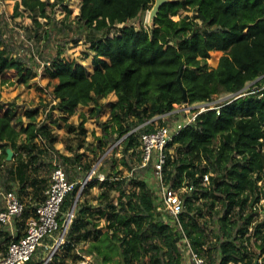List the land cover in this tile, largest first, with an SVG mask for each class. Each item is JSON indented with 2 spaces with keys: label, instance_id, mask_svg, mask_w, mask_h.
<instances>
[{
  "label": "trees",
  "instance_id": "trees-1",
  "mask_svg": "<svg viewBox=\"0 0 264 264\" xmlns=\"http://www.w3.org/2000/svg\"><path fill=\"white\" fill-rule=\"evenodd\" d=\"M153 3L80 0L76 23L90 43L92 70L61 57L62 47L46 60L45 70L54 80L51 108L66 113L64 120L79 105L93 106L95 113L102 108L100 99L116 95L108 101L109 118L99 123L100 134L86 146L91 158L78 151L86 136L82 114L77 145L65 155L54 146L48 115L37 121L26 110L24 124L14 109L0 106V186L16 190L24 203L12 231L0 222V257L25 235V221L44 200L57 161L79 166L85 179L101 158L95 173L104 178L91 176L81 188L59 247L73 261L83 258L76 252L78 244L91 238L86 248L95 254L91 264H183L179 244L186 239L204 264H262L264 218L257 221L255 206L264 197V84L255 80L264 76V0H170L159 7L152 24L137 28L129 23ZM19 5L38 25L37 16L51 22L48 10L57 5L66 17L71 13L66 0H18L16 14ZM183 10L192 13L179 15ZM212 51L220 54L217 61ZM36 72L24 57L11 54L0 32V84H27ZM251 81L253 88L244 91ZM222 92L234 95L198 112L167 146L164 184L182 200L176 220L159 208L161 201L135 172L151 166H140V136L168 124L176 104L208 102ZM7 147L13 151L11 159H6ZM66 149L72 147L66 144ZM116 152L122 153L118 162L129 175L116 167ZM66 177L72 181L68 170ZM95 186L100 191L93 203L87 196ZM79 188L76 183L62 201L61 230ZM101 217L105 222L100 226L93 218ZM53 241L37 247L25 264H42Z\"/></svg>",
  "mask_w": 264,
  "mask_h": 264
},
{
  "label": "rangeland",
  "instance_id": "rangeland-1",
  "mask_svg": "<svg viewBox=\"0 0 264 264\" xmlns=\"http://www.w3.org/2000/svg\"><path fill=\"white\" fill-rule=\"evenodd\" d=\"M16 1L18 0H0V32L4 40L8 43V47L11 50V54L21 55L22 57H24V59L29 64L34 66L37 72L36 75L31 78L27 84L18 83L16 81L11 82L9 84L6 83L4 86H1L0 84V106L4 108L9 107L14 109L17 115H20L22 119H26L24 114L26 110L34 112L36 114V120L39 121L45 119L46 115H51L56 109L51 108L52 105L56 102L54 99L51 98L49 92L54 80L51 79L50 75L45 70L46 60L53 57L56 54L57 49L59 47H62L63 51L61 52V57L68 60H77L80 64L86 66L87 69L91 71L92 51L89 48V41L85 38V31L82 28L78 27L76 23L77 14L79 12L78 6L80 0H66L68 7L71 9V13L67 17L66 12L61 8L60 5L55 6L53 12L48 10L52 19L50 23H47L44 17L37 16V20L40 23L39 25L34 21L33 15L31 16L27 10L23 9L22 5H19V14H16ZM148 13L149 10L144 11L138 18L130 20L129 23L133 24L137 28L140 25L146 27L148 25ZM191 13L192 11L183 10L179 13V15L183 16L185 14ZM46 29L49 32L47 35L44 36L43 32ZM219 55L220 54H218L217 52L212 51V60L217 61ZM260 78L261 77L257 78L255 81H258L262 85L264 84V76L261 80H259ZM255 81L248 82L243 88V90L247 91L249 89H252L253 83ZM233 95L234 94L232 93L223 92L215 94L210 101L201 102V105L200 103H197L199 104V106L190 109L189 112L184 111V114H189L200 106L205 107L208 105L221 103L229 99ZM101 104L102 112L104 110L109 109L108 101L101 102ZM84 107L86 106L79 105L76 109ZM87 107L90 110H92L93 108V106ZM174 107L177 110L180 108V105L176 104ZM165 116L167 115H164L163 117ZM178 118L183 117H181L180 114H174L168 120V122L172 123L173 120ZM97 124L99 126V122ZM156 125H158V123H156ZM76 131V127L72 131L67 130L66 132L68 133V135H66V133L63 134L64 141L66 143H73L77 145V136L71 137L70 135L72 133L76 134ZM111 146L113 147V144ZM111 146L106 152L107 155L111 152ZM89 152L90 154H92L91 151ZM90 154H88V156H90ZM120 156V152H116L114 154V158L118 159V161ZM100 159L101 158L97 159L93 164L95 170H97L100 165ZM134 161L135 160H133V162ZM58 162L60 163V161H57V163ZM134 164L136 163L134 162ZM119 170L121 173H124V169L119 168ZM135 172L147 182L150 189H152L158 197L159 186L155 174L152 170V167L150 166L144 173H141L139 169H136ZM95 175L98 176L97 173L92 174V176ZM99 191L100 188L98 186L93 187L90 190V194L87 196L88 201L95 203L96 195L99 193ZM114 201H116V199H114ZM255 207L257 221L262 220L264 218V197H261L259 199ZM93 221L97 222L100 226L104 225L105 222L103 217L98 220L96 218H93ZM9 229H11V231L13 230L12 228ZM61 233V229L57 230L52 237H45L41 245L38 246L39 249H41V247H44L43 244H45V241H48V239L54 240L52 248H48L47 251L43 253V259H45L49 255V253L52 252L51 258L48 259L46 264L50 263L52 257H55V262L51 261L52 264H74L78 262L73 261L70 256L67 257V255L62 251V249L59 248L61 247L62 242L58 246H55V242ZM90 239L91 238H88L86 241L80 242L76 248V252L79 253V251H82V249L88 247L90 244ZM94 255L95 254H93V256L89 260L90 264L94 263ZM258 261L264 264V254L258 259Z\"/></svg>",
  "mask_w": 264,
  "mask_h": 264
},
{
  "label": "built area",
  "instance_id": "built-area-1",
  "mask_svg": "<svg viewBox=\"0 0 264 264\" xmlns=\"http://www.w3.org/2000/svg\"><path fill=\"white\" fill-rule=\"evenodd\" d=\"M196 104L197 103L187 104L184 102L180 105L179 109H174L172 111L173 114H180L183 118H178L172 123L156 126L153 131L142 133L140 136V148L142 149L140 166H144L148 162H151V167L159 186L158 199L161 201L159 208L173 215L176 220H178L177 216L182 210V200L175 189L164 184L163 166L167 158L166 150L168 144L173 141L174 137L183 127L195 119L198 112L206 109V106H200L193 112L184 114V111L189 112L190 109L199 106V104ZM92 174H95V168L90 170L88 178L79 182V190H81ZM98 176L100 179L104 178L102 174H98ZM203 179L207 181V175H204ZM75 185V181L67 179L63 165L56 162L51 172L50 184L44 191V200L37 204L35 213L29 216L25 221V235L20 240L12 241L8 245L6 253L0 259V264H25L33 256L36 248L41 245L43 239L45 237H52L53 234L60 229L58 215L61 211L62 201L66 193ZM0 197L2 200L0 222L12 228L15 218L19 217L24 209V203L18 192L14 189L4 190L0 186ZM67 215L68 213L65 218V229H67L73 214L69 220H67ZM63 240L64 235L60 238L59 244L63 242ZM184 240L188 247L191 248L187 240ZM190 252L192 264H204V258L202 256L198 255L192 249ZM74 264H86V262L78 261Z\"/></svg>",
  "mask_w": 264,
  "mask_h": 264
},
{
  "label": "crops",
  "instance_id": "crops-1",
  "mask_svg": "<svg viewBox=\"0 0 264 264\" xmlns=\"http://www.w3.org/2000/svg\"><path fill=\"white\" fill-rule=\"evenodd\" d=\"M4 85L5 84H1V86H4ZM115 100H116V95H115V93L111 92L106 97L100 99V102L115 101ZM56 109H58V108H56ZM56 109L54 110V112L51 115L48 114V117L46 118V122L48 123L49 127H51L52 131L56 134V141L54 142L55 148L58 149L59 152H61L62 154H65V155L72 154V152L74 151L73 148H75L76 145L73 143H66L63 139V137H64L63 134L66 133V135H68V133L66 132L68 130L67 126H66L67 123H72L76 127L79 120L81 119L79 116H80V114H82L85 117L83 125L86 128V136L84 137L85 142L83 143L84 144L83 147H81L78 151L84 152L87 155V157L90 158L92 156V154H90V152H89L90 150L87 149L86 146L91 147L90 143L94 139V135L100 134L101 129L97 123L106 121L109 118L110 110L107 109V110H104L102 112V110H101L102 108H98L96 110V112L93 113V111L88 109V107L86 106L84 108L75 109V112L73 114H71L67 120H64L62 117L66 116V113H64L63 111H61L59 109H58L59 111ZM16 115H17V113H16ZM23 120H24V124H26V122H27L26 119H23ZM77 129L78 128H76V130ZM90 130H91V132H90ZM70 135H71V137L77 136V133L76 134L72 133ZM66 144L69 145L70 147H72V149L71 150L66 149ZM88 154H90V156H88ZM62 164H63V167L65 169V172H67V170H68L69 176H71V177L73 176L72 181L79 183L80 181L83 180V178L81 176L82 171H81V168L79 166H75L72 164H66L63 162H62ZM116 167L118 169L119 168L124 169L123 174H125V175H129L131 173V171H129L126 166H123L122 164H120V162H118V159H117ZM92 168H94V165L92 166ZM89 173H90V171L86 174V177H87V175H89ZM97 174H102L104 177V174L101 172H98ZM89 243H87V244H89ZM44 245L47 247L46 244H43V246ZM52 246H53V243L50 246H48V248H52ZM179 247L181 248L182 253H183L182 263L183 264H188V263L191 264L192 263L191 252H190L191 248L188 247V245L186 244L185 241H184V243H180ZM86 248L87 247L82 249V251H79V254H81L83 256V258L79 260L80 262L85 261L86 263H88L90 258L94 254V252H88V250ZM2 257H3V255L0 257V259ZM43 262H44V259H43Z\"/></svg>",
  "mask_w": 264,
  "mask_h": 264
},
{
  "label": "water",
  "instance_id": "water-1",
  "mask_svg": "<svg viewBox=\"0 0 264 264\" xmlns=\"http://www.w3.org/2000/svg\"><path fill=\"white\" fill-rule=\"evenodd\" d=\"M167 1H170V0H154V3H153V5H152V7L150 8L149 13H148V24H152L153 19H154V17L156 16V14H157V12H158V10H159V7H160L163 3L167 2ZM183 100L186 101V96H185L184 93H183ZM111 147H112V146H111ZM108 150H109V149H108ZM108 150H107V151H108ZM107 151H106V152H107ZM6 152H7L6 159H11V157H12V155H13V151H12V149H11L10 147H7V148H6ZM86 178H88V175H87ZM79 195H80V190H79V192L77 193V195H76V197H75V199H74V202H73V204H72V207H71L70 211L68 212L67 220H69V219L71 218L72 214H73V210H74V207H75V204H76V201H77ZM65 232H66V229L64 228V229L62 230V233L60 234L59 238L56 240V242H55V246H58V245H59L60 238L63 237V235H64ZM51 255H52V252H50L49 255L44 259V262H43L42 264H46V262L48 261V259L51 258Z\"/></svg>",
  "mask_w": 264,
  "mask_h": 264
},
{
  "label": "bare ground",
  "instance_id": "bare-ground-1",
  "mask_svg": "<svg viewBox=\"0 0 264 264\" xmlns=\"http://www.w3.org/2000/svg\"><path fill=\"white\" fill-rule=\"evenodd\" d=\"M117 144V143H116Z\"/></svg>",
  "mask_w": 264,
  "mask_h": 264
}]
</instances>
